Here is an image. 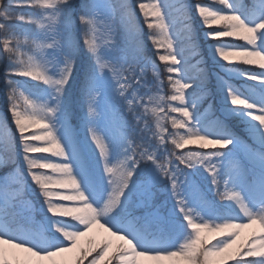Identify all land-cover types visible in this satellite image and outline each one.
<instances>
[{
    "label": "snow or ice",
    "instance_id": "6c2138e0",
    "mask_svg": "<svg viewBox=\"0 0 264 264\" xmlns=\"http://www.w3.org/2000/svg\"><path fill=\"white\" fill-rule=\"evenodd\" d=\"M0 81V264H264V0H0Z\"/></svg>",
    "mask_w": 264,
    "mask_h": 264
},
{
    "label": "rangeland",
    "instance_id": "374dc122",
    "mask_svg": "<svg viewBox=\"0 0 264 264\" xmlns=\"http://www.w3.org/2000/svg\"><path fill=\"white\" fill-rule=\"evenodd\" d=\"M77 2H79V0H77ZM132 2L135 4L136 0H132ZM187 2H188V3H192L193 0H187ZM137 17H138V19H139V21H140V26H141V28L143 29V37H144V43H145V52L147 53V52L149 51V48H150V45H149L148 40H147L148 30H147V28L144 26L143 18L140 16V13H139V10H138V9H137ZM196 31H197V34H198L199 43H200V45H201V47H202V44H203V43L206 44L205 41H208V40H206V39H205V36H204V32L206 31V29H203V28L200 27V25H199V21L196 22ZM229 39H238V38H235V37H229ZM152 48H153V47H152ZM201 49H202V48H201ZM81 52H82V55H81L82 57H81V60H80V63H81V69H80V71L77 72V78H78V76L80 75L79 80L82 79L83 68L86 67V65H87V53L83 51L82 41H81ZM153 53H155L154 50H153ZM83 55H84V57H83ZM147 55H148V53H147ZM153 55H154V54H149L148 57L151 58L152 60L156 61V58H154ZM205 60L208 61L209 65H212V64H213L212 59H208V58L205 57ZM156 63H157V64L159 65V67H160L161 75H162L163 77H165V84H166V83H167V80H166V75H167V74L164 72V69H163L162 64H160L159 61H158V62L156 61ZM236 64L241 65V66H245V65L242 64V63H236ZM256 67L258 68V66H256ZM260 71H261V70H260ZM215 72H216V71H214V73H215ZM149 78H151V74H150V73H149ZM79 80H78V81H79ZM76 81H77V79H76ZM76 81H75V82H76ZM80 81H81V80H80ZM80 81L78 82V85L75 87L76 89H75V90L72 89V92H73L74 96H71V97H70V103H71V106H72L73 109H74V105H76V104H79V105L82 107V109H83V115H82V118H83L84 113H85V111H86V108H85V106L83 105V103H82V101H81V97H80ZM210 81H211V82H210ZM210 81H209V82H210V85H209V91H210V92H214L215 90L212 88V85H213V84H216L215 74H214V78H211ZM249 83H254V82H249ZM166 91H167V89H166ZM0 101H1V102H0V116H3V115L6 114V97H5V90H4L3 82H2V81H0ZM77 119H78V117H77ZM9 124H11L10 116H9ZM72 125H73V128H74V129H77V130L79 131L80 139H81V140H84V128H83V125H82V121H81V123L78 124V123L75 122V120L72 119ZM13 127H14V126H13ZM169 130L171 131V126H170V125H169ZM88 143H89V142L85 141V144H86V145H87ZM170 147H171V146H170ZM189 147L192 148L193 150H198V149L196 148V145H195V144L190 145ZM87 150H88L89 156L93 159V161H95V156L92 154V149H91V147H88ZM185 150H187V149H185ZM36 155H49V156H50V154H48V153H45V154H36ZM51 159L56 160V159H58V158H57V157H51ZM204 187H205V189H207V187H208V184H207L206 181L204 182ZM161 198H163V196H161ZM209 198H210V199H211V198H215V199H216V197H215V195H214V192H213L212 194H209ZM37 203H38V202H37ZM250 231H251V229H247V230H245V234L247 235ZM87 239H88L87 237L83 238L82 241H81V243H82V244H86ZM212 242L214 243L215 241L213 240ZM85 264H87V262H85Z\"/></svg>",
    "mask_w": 264,
    "mask_h": 264
},
{
    "label": "trees",
    "instance_id": "16d2710c",
    "mask_svg": "<svg viewBox=\"0 0 264 264\" xmlns=\"http://www.w3.org/2000/svg\"><path fill=\"white\" fill-rule=\"evenodd\" d=\"M245 2L246 3L247 2H250V0H245ZM221 39L223 40V42H225L227 44H231V45H242V44H245L246 43L245 41H242L240 39H229V37H227V38H221ZM148 43L150 45L149 51L147 52L148 55L149 54H154L153 56H154V58H156V61L158 62L157 56H156V52L153 53V50L154 49L152 48V45H151V43L149 41H148ZM205 43L206 44H204V43L202 44V47H201L202 49L201 50L205 53V57L206 58L211 59V57L209 56L210 45L213 44V43H215V41H205ZM83 57H84V55H83ZM80 60H81V58H80ZM221 63L226 64L227 62L221 61ZM160 64H162V63H160ZM162 66H163V69H164V65L163 64H162ZM228 67H234V68H238V69H247V70H251V71H260V69L257 68L255 65H245V66H241V65H238V64H233V65H228ZM214 71H219V68L218 67L217 68H214ZM214 71H213L212 78H214V74H215ZM79 77H80V75L78 76L77 81L74 82L73 90L76 89L75 87L78 85V82L81 80V79L79 80ZM210 82H209V85H210ZM232 83L239 84L240 82L238 80H233ZM212 88L215 90V84L212 85ZM71 96H74L73 92H71L70 97ZM216 103H219V100L218 99H217ZM207 107H208L207 104H204L203 105V108H207ZM203 108H202V110H203ZM72 114H73V118L72 119L75 120V122L78 123V124L81 123V121H82V115H83V109H82V107L79 104L74 105V109L72 108ZM77 117H78V119H77ZM216 199H218V197H216ZM230 264H231V262H230Z\"/></svg>",
    "mask_w": 264,
    "mask_h": 264
}]
</instances>
